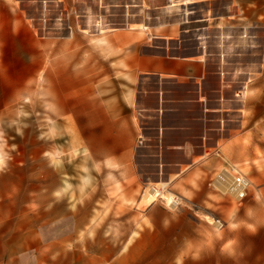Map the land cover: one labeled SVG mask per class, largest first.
Instances as JSON below:
<instances>
[{"label":"crops","instance_id":"0c3cea01","mask_svg":"<svg viewBox=\"0 0 264 264\" xmlns=\"http://www.w3.org/2000/svg\"><path fill=\"white\" fill-rule=\"evenodd\" d=\"M38 1L47 16L45 33L19 0H0V126L18 105V63L46 64L47 136L58 145L47 157L62 166L47 168L48 177L60 178L47 179L41 204L38 184H32L29 215L22 216L18 190L8 193L6 169L0 168V264H103L119 252L112 242L104 247V239H118L114 225L121 218L135 225L121 252L133 256L130 242L180 217L153 202L157 193L142 202L145 183L135 164L139 87L148 78L197 86L205 77L207 49L231 45L248 48L249 57L241 65L238 127L218 141L219 149L255 183L243 201L227 197L244 205L237 221L223 216V254L234 264H264V215L257 212L264 199H248L251 191L253 197L264 191V0H128L111 6L121 11V25L100 16L87 23L91 0ZM94 1L106 8L103 0ZM18 48L37 50L18 56ZM215 158L214 168L221 162ZM209 167L194 159L188 170L180 169L173 186L187 206L221 198L208 180ZM58 202L64 209L55 212ZM182 211L180 225H192V212Z\"/></svg>","mask_w":264,"mask_h":264},{"label":"rangeland","instance_id":"374dc122","mask_svg":"<svg viewBox=\"0 0 264 264\" xmlns=\"http://www.w3.org/2000/svg\"><path fill=\"white\" fill-rule=\"evenodd\" d=\"M19 1L24 12L35 19L39 31L45 33L48 23L41 1ZM128 2L103 0V7L106 8L102 9L101 4L94 0L88 1L87 23L100 16L106 24H123V20L117 18L122 14L121 11L118 8L111 11V6L120 7ZM132 12L137 14V10ZM72 13L75 17L76 11ZM77 16L79 23L84 24L80 13ZM33 50L37 49L18 48V56L29 55ZM40 50L46 54L45 49ZM207 53L205 77L197 86L160 83L148 78L142 82L138 92L137 121L140 135L135 151V164L140 179L145 183L142 202H151L147 196L153 197L157 193L153 202L161 203L173 216L182 217L179 214L184 207L192 212L193 224L180 225V217H175L170 223L153 226L145 240L130 242L135 247L133 256H122V249L129 246V240L126 239L128 232L135 225L124 222L121 218V222L114 225L118 239H104V247L112 242L119 252L104 259L103 264L235 263L233 258L223 254V232L226 226L223 216L227 214L231 220L237 221L239 209L244 204L230 201L227 199L229 196L220 193L221 198L210 199V203L202 207L193 203L187 206L173 186L179 178L180 169L188 170L194 159L197 163L206 162L210 166L208 180L211 183L216 172L223 166L221 158L217 157L221 161L220 165L213 167L216 159L214 152L220 151L218 141L238 127L240 101L237 93L243 79L241 65L249 57V49L231 45L219 50L210 46ZM46 67V64L18 63V105L13 107L16 109L6 113L0 126V168L6 169L8 193L14 194L18 190V216L29 215L32 184H38L39 200L36 203L41 204L46 196L47 179L54 178L57 183V178H60L48 177L46 171L54 163L62 166L59 159L51 158L48 162L47 157L48 152L57 150L58 145L55 146L47 136ZM58 150L61 152V149ZM205 153L208 155L202 157ZM233 154L237 156V152ZM229 161L234 162L231 159ZM66 166L72 165L67 162ZM211 176L213 177L210 179ZM249 176L254 182L251 173ZM172 194L179 196L178 204L177 201L173 205L169 204ZM256 194L258 197H253L251 191L248 199H264V191ZM63 209L62 202H58L55 212ZM45 211L46 209L40 208V220L45 219L41 218ZM253 212L254 210L248 211V214L252 215ZM257 212L264 215L263 204L257 208ZM161 216L162 213H156L154 218L162 219ZM217 220L223 224L222 228L218 227ZM180 228L182 232L179 231ZM145 252L149 254H143ZM162 252L173 254H159Z\"/></svg>","mask_w":264,"mask_h":264},{"label":"built area","instance_id":"2783aa9c","mask_svg":"<svg viewBox=\"0 0 264 264\" xmlns=\"http://www.w3.org/2000/svg\"><path fill=\"white\" fill-rule=\"evenodd\" d=\"M214 154L216 157L221 158L223 166L217 171L212 180V187L221 194L227 195L236 201H243L249 194L252 184L251 180L235 164L224 159L219 150H215ZM158 189L161 193V189ZM171 197V201L169 199L170 205H173V203H175L174 201H177L176 204L179 203V196L172 194ZM217 224L219 228H222L223 224L219 220H217Z\"/></svg>","mask_w":264,"mask_h":264}]
</instances>
